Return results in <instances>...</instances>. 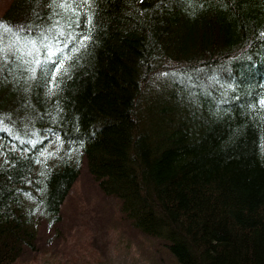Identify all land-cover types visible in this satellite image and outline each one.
<instances>
[{
    "label": "trees",
    "instance_id": "16d2710c",
    "mask_svg": "<svg viewBox=\"0 0 264 264\" xmlns=\"http://www.w3.org/2000/svg\"><path fill=\"white\" fill-rule=\"evenodd\" d=\"M82 171L174 264H264V0H0V264Z\"/></svg>",
    "mask_w": 264,
    "mask_h": 264
},
{
    "label": "rangeland",
    "instance_id": "374dc122",
    "mask_svg": "<svg viewBox=\"0 0 264 264\" xmlns=\"http://www.w3.org/2000/svg\"><path fill=\"white\" fill-rule=\"evenodd\" d=\"M61 212L62 216L60 215L53 226H48L44 218L39 220L37 259L32 261L31 253L27 250L23 263L26 261L29 264H89L90 262L91 264H174L167 254L155 250L154 246L161 245H156L153 241L141 243L136 238L122 233L118 228H112L114 223L110 217L111 210L90 185L83 171L62 204ZM78 230L89 234H108L109 246L104 240H99L98 245L95 244L97 248L92 249L93 256H96L95 260L89 263H83L84 260L80 263L73 262L68 259L69 255H63L58 250L60 245H57L60 244L62 236L72 239V234L78 233ZM133 260L138 261L134 263ZM26 262L25 264H28Z\"/></svg>",
    "mask_w": 264,
    "mask_h": 264
},
{
    "label": "bare ground",
    "instance_id": "6f19581e",
    "mask_svg": "<svg viewBox=\"0 0 264 264\" xmlns=\"http://www.w3.org/2000/svg\"><path fill=\"white\" fill-rule=\"evenodd\" d=\"M161 208V207H160ZM162 209V208H161ZM62 211V210H61ZM164 211V210H163ZM62 213V212H61ZM63 214V213H62ZM62 214H61V216H62ZM166 216H167V214H165ZM169 217V216H168ZM170 218V217H169ZM74 219V218H73ZM63 222V221H62ZM60 223H61V221H60ZM59 223V224H60ZM75 225V224H74ZM77 225V224H76ZM72 227V226H71ZM70 228V227H69ZM38 248V247H37Z\"/></svg>",
    "mask_w": 264,
    "mask_h": 264
}]
</instances>
